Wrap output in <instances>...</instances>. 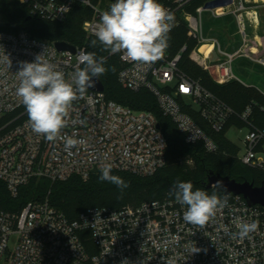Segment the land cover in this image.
Masks as SVG:
<instances>
[{
  "label": "built area",
  "instance_id": "2783aa9c",
  "mask_svg": "<svg viewBox=\"0 0 264 264\" xmlns=\"http://www.w3.org/2000/svg\"><path fill=\"white\" fill-rule=\"evenodd\" d=\"M28 7L31 17L50 21L66 20L80 3L89 8L83 29L88 37L101 22L104 11L115 0H19ZM175 16L174 27L184 19L192 37L197 40L196 51L202 57L201 66L219 84L237 79L234 60L243 50L229 52L217 38L208 37L204 30L203 13L214 16L233 14L239 33L246 39L247 28L260 24L258 8L262 0H207L186 13L194 0H158ZM173 27V28H174ZM172 28V29H173ZM171 29V31H172ZM96 38V37H95ZM56 42L31 36L26 31H0V179L12 195L33 178L62 181L71 176L88 180L100 173L102 165L110 164L114 171H127L139 176L154 174L166 163L167 140L156 116L146 110H136L108 99L104 91L87 89L84 96L73 101L67 125L61 136L86 140L84 146L64 150L63 141L49 142L31 130L26 110L14 118L3 117L24 105L16 95L19 85L20 62H33L38 55L51 63L55 70L72 82V74L83 67L77 57L88 52L86 46L75 51H60ZM204 44H212L206 54ZM184 45L179 53L163 57L151 65L133 62L119 55L122 68L120 84L129 90H149L162 112L171 117L189 143L203 142L209 151H216L213 138L183 110L189 104L197 108L210 129L222 131L237 117L243 126L231 128L243 132L240 160L264 173V127L253 123L256 103L237 112L225 101L206 89L199 80L179 67ZM216 57L213 58V52ZM241 81V80H240ZM229 129V130H230ZM245 130V131H243ZM186 206L175 199L147 201L123 209L93 207L79 220L70 221L49 198L29 201L18 213L0 210V264L7 256L8 264H264V205L250 204L242 195L230 194L227 203L203 227L183 219ZM258 222V229L248 237H234L240 222ZM88 229L96 251L86 249L79 230ZM11 236H16L13 250ZM194 247L199 249L193 252Z\"/></svg>",
  "mask_w": 264,
  "mask_h": 264
},
{
  "label": "trees",
  "instance_id": "16d2710c",
  "mask_svg": "<svg viewBox=\"0 0 264 264\" xmlns=\"http://www.w3.org/2000/svg\"><path fill=\"white\" fill-rule=\"evenodd\" d=\"M206 1L194 0L191 5L194 12L196 7ZM91 14L89 8L78 3L66 20L50 21L31 17L28 7L19 0H0V31L13 33L26 31L33 37L49 42L65 41L74 46H86L87 51L95 53L97 57H106L105 67L108 71L100 76L105 86L106 97L136 110L150 111L156 116L167 140L166 163L149 176L114 171L113 175L121 177L128 183V187L122 192L114 184L101 181L100 173H93L88 180L76 175L54 182L44 178H33L20 187L16 196L12 195L7 184L0 179V210L18 213L29 201L48 197L51 204L59 208L70 221H76L93 207L123 209L147 201L175 199L174 195H169V191L177 180L191 182L193 190L201 189L209 194L215 191L222 200L230 194L216 187H208L211 176H228L240 182H253L258 186L264 183V173L244 164L238 156L239 147L227 137V132L233 124L244 125L240 119L234 117L222 131L215 132L200 117L196 107L189 104L183 106V110L192 115L216 143V151H209L203 142L193 144L186 141L185 135L172 118L162 112L157 98L149 90L132 91L124 88L118 80V73L122 68L119 55L105 51L98 41L96 47H92L91 41L96 38L88 37L83 29L84 21ZM216 26L221 27L222 23ZM184 45L186 49L182 53L179 67L237 112H242L249 104L256 103L252 120L255 125L264 127V93L257 86L247 85L237 79L219 84L207 70L191 61L188 54L198 42L187 36V23L183 20L169 33V46L166 52L175 56ZM25 110L23 106L4 116L2 121L10 120ZM26 117L27 114L16 122ZM79 235L88 252L94 253L96 248L90 230H79Z\"/></svg>",
  "mask_w": 264,
  "mask_h": 264
},
{
  "label": "clouds",
  "instance_id": "9594fccd",
  "mask_svg": "<svg viewBox=\"0 0 264 264\" xmlns=\"http://www.w3.org/2000/svg\"><path fill=\"white\" fill-rule=\"evenodd\" d=\"M100 21L93 33L96 39L91 41L92 47H96L98 41L110 54L123 53L133 62L151 65L163 57L169 46V33L174 27L175 16L158 0H115L102 13ZM77 59L83 67L72 74L71 83L42 55L33 62H20L16 72L19 77L16 95L25 106L31 130L49 142L61 139L64 150L69 153L73 148L86 144L83 138L61 136L72 103L94 87L96 81L93 78L99 79L108 71L104 56L81 52ZM112 70L115 71L114 68ZM99 179L114 184L121 192L128 187L124 179L112 174L110 164L101 166ZM193 188L191 182L177 180L169 195H174L179 204L186 206L183 212L186 222L203 227L215 217L219 208L226 205L227 198L222 200L215 191L209 194ZM236 227L238 232L233 234L234 237L244 239L259 225L256 221H242ZM198 251L194 247L193 252Z\"/></svg>",
  "mask_w": 264,
  "mask_h": 264
},
{
  "label": "rangeland",
  "instance_id": "374dc122",
  "mask_svg": "<svg viewBox=\"0 0 264 264\" xmlns=\"http://www.w3.org/2000/svg\"><path fill=\"white\" fill-rule=\"evenodd\" d=\"M191 5L186 8V13H195ZM258 11L260 15V24L257 28H247L249 35L246 39L239 33V28L233 14L228 13L218 17L214 16L211 10H206L203 13V21L206 35L208 37L217 38L224 49L232 53L241 49L243 50V55L234 60V72L237 78L243 83L257 86L264 93V45H260L255 38L256 35H259L264 42V4L259 6ZM184 15L185 13L180 15L182 21H186ZM221 23V27L216 26V24ZM187 36L194 39L190 34L188 26ZM253 46L259 48L260 52L258 54L254 51ZM188 57L195 64L201 66L202 57L197 53L196 47L190 50ZM243 134V132H240V130L236 128H231L227 132V137L239 147V151L242 147L241 138ZM15 244L16 236H11L9 241L10 250L14 249ZM2 264H8L7 256L2 260Z\"/></svg>",
  "mask_w": 264,
  "mask_h": 264
},
{
  "label": "water",
  "instance_id": "95a60500",
  "mask_svg": "<svg viewBox=\"0 0 264 264\" xmlns=\"http://www.w3.org/2000/svg\"><path fill=\"white\" fill-rule=\"evenodd\" d=\"M55 45L60 51L71 50L74 52L76 49L74 45L65 41L56 42ZM216 55L217 54L214 51L212 57L215 58ZM93 79L96 81V83L94 87L89 89L104 91L105 86L101 78L99 77V79ZM217 182H219L218 186ZM208 187H216L218 190H222L226 194L242 195L250 204L264 205V183L258 186L253 182H240L228 176L215 175L209 178Z\"/></svg>",
  "mask_w": 264,
  "mask_h": 264
},
{
  "label": "bare ground",
  "instance_id": "6f19581e",
  "mask_svg": "<svg viewBox=\"0 0 264 264\" xmlns=\"http://www.w3.org/2000/svg\"><path fill=\"white\" fill-rule=\"evenodd\" d=\"M262 2H264V0H262ZM255 38L257 39V41H258V43H259L260 45H264V42H263L262 38H260L259 35H256ZM255 45H256V44H255ZM253 48H254V51H255L257 54L260 52V50H259L258 47L253 46ZM262 48H263V46H262ZM211 49H212V44H204V45H202V46L200 47L199 50L207 54ZM261 51H262V50H261Z\"/></svg>",
  "mask_w": 264,
  "mask_h": 264
}]
</instances>
